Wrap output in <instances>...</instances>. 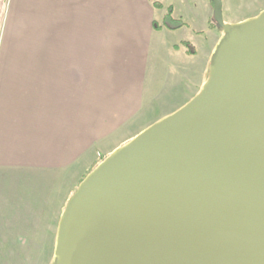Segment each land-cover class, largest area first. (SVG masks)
Wrapping results in <instances>:
<instances>
[{"label":"crops","instance_id":"1","mask_svg":"<svg viewBox=\"0 0 264 264\" xmlns=\"http://www.w3.org/2000/svg\"><path fill=\"white\" fill-rule=\"evenodd\" d=\"M159 2L0 0V264L53 252L83 178L200 92L223 37L213 4ZM169 6L184 26L154 30Z\"/></svg>","mask_w":264,"mask_h":264},{"label":"water","instance_id":"2","mask_svg":"<svg viewBox=\"0 0 264 264\" xmlns=\"http://www.w3.org/2000/svg\"><path fill=\"white\" fill-rule=\"evenodd\" d=\"M200 92L104 158L53 264H264V11L226 24Z\"/></svg>","mask_w":264,"mask_h":264},{"label":"rangeland","instance_id":"3","mask_svg":"<svg viewBox=\"0 0 264 264\" xmlns=\"http://www.w3.org/2000/svg\"><path fill=\"white\" fill-rule=\"evenodd\" d=\"M225 4V13L223 16L224 20H229L230 22H237L241 19L247 17H255L262 11H264V0H224ZM184 6H175V9L180 13L182 12V8ZM167 9V8H166ZM214 23V20H213ZM215 24V23H214ZM219 36L223 33L221 28H217ZM188 35V34H187ZM175 35L174 37H176ZM187 37H190L189 35ZM221 40V39H220ZM219 40V41H220ZM189 45L197 46V50L199 55L201 56L203 53V44L200 41H192L188 42ZM193 48V47H192ZM26 254V263L25 264H53V252L52 251H37L25 252Z\"/></svg>","mask_w":264,"mask_h":264},{"label":"trees","instance_id":"4","mask_svg":"<svg viewBox=\"0 0 264 264\" xmlns=\"http://www.w3.org/2000/svg\"><path fill=\"white\" fill-rule=\"evenodd\" d=\"M150 3L154 9H162V5L159 2V0H150ZM183 26H184V24L182 23L181 20H175L172 18V7L171 6L167 7L166 13H165L160 24H158L156 22L153 23V29L154 30H160V29L164 28V29L173 31V30H177ZM184 45L186 47H189V44H187V43H184ZM191 53L192 52H190V54Z\"/></svg>","mask_w":264,"mask_h":264}]
</instances>
